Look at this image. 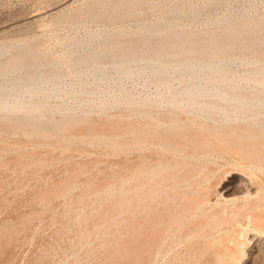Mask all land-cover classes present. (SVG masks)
Listing matches in <instances>:
<instances>
[{
    "label": "rangeland",
    "instance_id": "374dc122",
    "mask_svg": "<svg viewBox=\"0 0 264 264\" xmlns=\"http://www.w3.org/2000/svg\"><path fill=\"white\" fill-rule=\"evenodd\" d=\"M86 15L89 16L87 17ZM158 20L166 22V24H162V28L164 27V29H162L160 33L151 31V27L159 22ZM168 20L170 22H167ZM57 31L58 33H55ZM119 33L121 36L123 35V38L120 37ZM140 34H142V36ZM105 35L107 36L105 37ZM139 37H141L144 42H142ZM134 38L140 41H136ZM161 38L163 39L161 40ZM109 39H113L114 44L112 43L113 40L110 41ZM119 39L120 41L118 42ZM35 41H37V43ZM53 41L54 43H52ZM173 41L175 42L173 43ZM30 42H35L33 45H35L36 48L33 47ZM123 43H125L126 46ZM63 45L64 47H62ZM118 45L120 46L118 47ZM81 46L87 49L83 48L82 50ZM115 46L118 48H115ZM54 47H56V49ZM100 47L104 49L106 54L101 55L102 59L100 61L102 64L104 63L106 73L108 72L107 77L105 80H100L99 82V79H94V76L88 75V77H84L86 84L82 85L76 73L71 72L89 67L91 62H93L89 55L93 50L100 52ZM140 47L143 48L140 49ZM59 48L61 50H59ZM122 48L124 51H122ZM1 49L4 50L0 52V85H7L8 82L14 79L17 81L30 80L32 77L38 75H40V78L43 77L55 83L52 84L50 82L47 84L49 86L43 85L42 87H45L43 92L38 90L39 86L33 85L31 88L35 89V95H32V93L30 94V92H24L21 101L25 104L30 102L26 109H15L16 107L11 103V97H9V100L2 102V99L5 100L4 97L6 94L1 98L0 264H264V190H261L264 189V160H262L264 156V129H262L264 128V106L261 103H258V106L254 105L256 106L254 107L251 105L244 106L242 104L239 105L227 101H220L215 98L213 94H209L215 90H221L227 91L231 95H239V97L245 98L246 95V99L248 98L249 101H256V99L264 98V90L261 85V81L264 82V0H0V50ZM69 50L71 51L69 52ZM74 50H76V52ZM23 52L24 54H22ZM123 52L126 53V55ZM209 52L211 53L209 54ZM19 53L23 55L21 58L24 60H22L24 64L23 67H16L11 75L4 74L2 71L4 68H2L1 64L10 59L13 55ZM83 54L87 59L82 57ZM160 54L165 55L164 58H167L166 60L169 61L168 69H166L164 73H155L151 68L143 67L139 70L140 72L136 70L132 77H127L122 70L114 67L116 62L120 59H125V57L128 58L133 56L140 59L152 57L153 55V57H157L160 56ZM200 56L201 61L194 65L190 72H186L181 76L173 73L174 65L171 63L173 60L178 58L192 60L193 57L195 59ZM227 57L229 60H227ZM46 58L48 62L50 61V64H48ZM104 61H111L113 63L108 62L109 65L107 66V63ZM214 61H226V63H221L218 66V73L210 68V64ZM144 63V61H139L138 63H133L132 67L142 66ZM69 67H71V69ZM258 67L259 69L257 70ZM41 70H43V72ZM63 71L64 74H62ZM259 71L261 72L259 73ZM28 72L29 74H27ZM31 73L33 75H31ZM20 75L21 77L17 78ZM6 78L12 80L9 81ZM193 82L201 83L200 85L203 84L202 86L213 87L210 92L199 100H217L219 105L225 107L224 110H220L222 113L220 111H214L213 115L211 113L212 111H199V105L191 106L186 110H182V112L181 109L174 108L169 103L168 99L171 98L173 93ZM54 85L56 86V91L52 90ZM58 85L60 86L58 87ZM91 87L93 88V92ZM239 88H241V91ZM254 88L256 90H254ZM257 88L261 91H258ZM88 91L91 92L89 93ZM83 93H86V95ZM42 94L45 95L43 96ZM47 94H50V96H47ZM31 96H34V98ZM47 98L50 100L47 101ZM250 98L252 99L250 100ZM156 101L159 102L157 103ZM130 103L132 105H130ZM36 104L39 105L37 106ZM69 107L71 108L69 109ZM68 109L69 111H66ZM229 110H231V112ZM28 111L29 113H27ZM85 111L91 112L92 114L86 113ZM250 111H252V113H250ZM39 112H41V114ZM228 114L230 118L227 116ZM49 115L50 117H48ZM246 115L248 117H246ZM46 117L49 119L47 118L45 120ZM152 117H160L163 123L157 125ZM216 118L217 120L215 121ZM72 119L76 122H73ZM172 119L176 122H173ZM9 120L11 121L9 122ZM52 120H55V122ZM115 120L117 122L116 124ZM171 120L173 125H171ZM177 120L179 125L177 124ZM3 121H5V123ZM50 121L52 122L50 123ZM70 121L76 127H74ZM80 121H85V123ZM244 121L247 122V124ZM39 122L40 124H38ZM31 124L32 126H29ZM70 124L71 126L65 127ZM183 125H187L186 128H184L185 126ZM202 125L205 128H203ZM78 126L81 129H78ZM118 126L119 128H117ZM179 126L181 128H179ZM165 127H169L170 129L168 128L167 130ZM210 127L212 129H209ZM148 128L151 131H149ZM160 128L163 129L161 130ZM19 129L20 131H18ZM36 129L38 132L34 131ZM193 129H195V131ZM74 130L75 133L78 132L75 134ZM220 130H224L225 133H222ZM28 131L31 133L29 134ZM56 131L61 133L58 135ZM62 131L64 132L62 133ZM96 131L98 135H96ZM156 131L158 132L156 133ZM179 131L181 133H179ZM218 132L222 134H218ZM8 133L10 134L8 135ZM141 133L142 135L144 134V136H141ZM149 133L153 134L149 135ZM184 133H186V135ZM39 134L41 135L38 136ZM25 135H27V138ZM191 135L194 137H191ZM229 135L232 139L229 138ZM260 135L262 136L260 137ZM57 136L60 137L56 138ZM220 136L228 139V142ZM113 137L114 139H112ZM123 137L127 138L123 139ZM137 137L138 139L135 140ZM153 137L156 142L158 141L157 143L159 146L157 143H154ZM159 137H161V140ZM108 138H111V141ZM83 139L89 141L90 144ZM96 139H98V141ZM143 139L146 141V145L144 146L140 145V143L144 141ZM93 140H96V142ZM99 140L103 141L100 143ZM112 140L119 145L116 146ZM128 140L130 141L128 142ZM256 140L258 142H256ZM160 141L162 142L160 143ZM202 141L206 144H202ZM211 141L213 143H211ZM107 142L109 145H107ZM119 142H122L124 147H122L123 145ZM175 142L177 144H175ZM191 142L192 144H188ZM112 143H114V145ZM193 143L197 146H193ZM198 143L205 149L203 150L202 146L200 144L198 145ZM91 144L93 146H91ZM205 145L206 147L208 145L209 148H206ZM136 146L139 147L136 148ZM189 146L196 148L191 149ZM130 149H133L134 152ZM167 149H169L168 152ZM200 149L201 151H198ZM207 149H209L208 152ZM222 150H225V153ZM209 151H211V153ZM233 151H236L242 156H238L239 154ZM243 151L246 154H244ZM254 152L256 154L252 155ZM206 153L208 155H206ZM227 153H229V155ZM248 154L252 155L250 159ZM217 155L218 157H216ZM256 155H259V157ZM244 158L247 161H245ZM140 160L143 161L141 162ZM163 160L168 161L165 162ZM213 160L216 163L213 162ZM258 162H260V165ZM125 163L127 164L125 165ZM138 163L141 165H138ZM175 163H177V166ZM233 163L236 165H233ZM244 163H246V165ZM144 164H146V166ZM126 166L128 168H126ZM158 166L162 167L159 168ZM173 166H176V168ZM186 166H188L187 169ZM247 166H251L252 170L247 168ZM148 167L152 169H148ZM177 167H180V169ZM172 168L175 170V173H173ZM138 169L139 171L135 172V170ZM140 169L142 170L140 171ZM159 169L162 171H158ZM182 169L181 175L178 174ZM185 169L190 173H187ZM191 169H193V171H191ZM150 170H155L157 174L153 171L150 172ZM131 172L134 173V175ZM158 172L163 173L160 175ZM183 172L186 174H183ZM151 173H153V175ZM194 173H196V175ZM155 175L160 176H158V178ZM171 176L174 177V180ZM191 177L192 179H189ZM157 178L161 179V181ZM123 179L124 181L126 179V181H122ZM170 180L172 181L170 182ZM158 181L160 183H158ZM165 181V184H161V182ZM185 182L188 183L186 184ZM158 184L159 186L156 187ZM162 187H166L164 191ZM151 188H153V190ZM167 188L171 189L166 191ZM176 188L181 191H176ZM256 189L260 192L257 191V193ZM163 192L167 194H163ZM249 196L251 197L249 198ZM158 199H161L162 202ZM224 201H226V203ZM202 203L204 206H200L203 205ZM153 204L157 205L154 206ZM200 208H203V210ZM197 212H199V214H197ZM219 216L222 218H218L219 220L216 219ZM224 217L227 221L224 220ZM209 222L213 224H209ZM220 228L222 231H220ZM217 231H219V233H216ZM214 240H216V242Z\"/></svg>",
    "mask_w": 264,
    "mask_h": 264
},
{
    "label": "bare ground",
    "instance_id": "6f19581e",
    "mask_svg": "<svg viewBox=\"0 0 264 264\" xmlns=\"http://www.w3.org/2000/svg\"><path fill=\"white\" fill-rule=\"evenodd\" d=\"M212 1V0H211ZM114 2V1H113ZM161 2V1H160ZM179 2V1H178ZM214 2V1H213ZM82 4V3H81ZM95 4V3H94ZM143 4V3H142ZM93 5V4H92ZM175 5V4H174ZM100 6V5H99ZM98 6V7H99ZM144 7H145V5H144ZM166 7V6H165ZM81 8V7H80ZM156 8V7H155ZM115 9V8H114ZM144 9V8H143ZM194 9V8H193ZM79 10H81V9H79ZM95 10V9H94ZM93 10V11H94ZM174 10V9H173ZM158 11V10H157ZM170 11V10H169ZM175 11V10H174ZM179 11V10H178ZM190 11V10H189ZM41 12V11H40ZM182 12V11H181ZM94 13V12H93ZM138 14V13H137ZM87 16V15H86ZM89 16V15H88ZM87 16V17H88ZM167 16V15H166ZM58 17V16H57ZM83 17V16H82ZM86 17V18H87ZM165 17V16H164ZM62 18H63V16H62ZM106 18V17H105ZM136 18V17H135ZM166 19V18H165ZM164 19V20H165ZM168 19V18H167ZM39 20V19H38ZM176 20V19H175ZM44 21V20H43ZM79 21V20H78ZM87 21V20H86ZM92 21V20H91ZM90 21V22H91ZM94 21V20H93ZM159 21V20H158ZM66 22V21H65ZM72 22V21H71ZM84 22V21H83ZM104 22V21H103ZM167 22H170L169 20L167 21ZM244 22V21H243ZM249 22V21H248ZM80 23H81V21H80ZM86 23H88V22H86ZM85 23V24H86ZM92 23V22H91ZM38 24V23H37ZM49 24V23H48ZM162 24H166V22H164L163 20L161 21H159V22H157V23H155L152 27H151V31H153V32H159L160 33V31L162 30V29H164V27L162 28ZM168 24V23H167ZM172 24V23H171ZM178 24V23H177ZM245 24V23H244ZM46 25V24H45ZM44 25V26H45ZM50 25H51V23H50ZM104 25V24H103ZM169 25V24H168ZM167 25V26H168ZM49 26V25H48ZM53 26V25H52ZM173 26H175V25H173ZM50 27V26H49ZM54 27V26H53ZM56 27V26H55ZM43 28H45V27H43ZM150 28V27H149ZM171 28V27H170ZM141 29V28H140ZM147 29V28H146ZM173 29V28H172ZM57 30H58V28H57ZM46 31H48V30H46ZM122 31V30H121ZM140 31H142V30H140ZM162 32V31H161ZM232 32V31H231ZM235 32V31H234ZM55 33H58V31L57 32H55ZM112 33V32H111ZM115 33V32H114ZM171 33V32H170ZM173 33V32H172ZM175 33V32H174ZM186 33V32H185ZM184 33V34H185ZM120 34V33H119ZM137 34H139V33H137ZM146 34V33H145ZM156 34V33H155ZM179 34V33H178ZM50 35V34H49ZM61 35V34H60ZM141 36H142V34H140ZM176 35H177V33H176ZM194 35V34H193ZM245 35V34H244ZM57 36V35H56ZM107 35H105V37H106ZM117 36H118V34H117ZM116 36V37H117ZM123 36V35H122ZM121 36V34H120V37L121 38H123ZM145 36H147V35H145ZM162 36V35H161ZM163 36H165V35H163ZM178 36V35H177ZM113 37V36H112ZM112 37H110V38H112ZM119 37V38H120ZM154 37V36H153ZM160 37V36H159ZM202 37V36H201ZM54 38H55V36H54ZM63 38H65V37H63ZM114 38V37H113ZM120 38V39H121ZM140 39H141V37H139ZM149 38V37H148ZM168 38V37H167ZM170 38V37H169ZM57 39H58V37H57ZM59 39H61V38H59ZM72 39V38H71ZM71 39H70V41H71ZM101 39V38H100ZM107 39V38H106ZM118 39V38H117ZM117 39H115V40H117ZM120 39L118 40V42L120 41ZM125 39V38H124ZM135 39V38H134ZM138 39V38H137ZM158 39V38H157ZM156 39V40H157ZM163 38H161V40H162ZM165 39V38H164ZM34 40V39H33ZM35 40H37V39H35ZM73 40V39H72ZM102 40V39H101ZM110 40V39H109ZM111 40H113V39H111ZM110 40V41H111ZM136 40V39H135ZM142 40V39H141ZM150 40V39H149ZM26 41V40H25ZM28 41V40H27ZM46 41V40H45ZM49 41V40H48ZM59 41V40H58ZM63 41H64V39H63ZM126 41H127V39H126ZM136 41H140L139 39L138 40H136ZM158 41V40H157ZM17 42V41H16ZM36 43H37V41H35ZM34 42V43H35ZM40 42V41H39ZM105 42H106V40H105ZM114 42V40L112 41V43ZM123 42V41H122ZM133 42H135V41H133ZM132 42V43H133ZM142 42H144V40H142ZM149 42V41H148ZM175 41H173V43H174ZM31 43V45H33L34 43H32V42H30ZM52 43H54V41L52 42ZM56 43V42H55ZM62 43V42H61ZM103 43H104V41H103ZM146 43V42H145ZM150 43V42H149ZM148 43V44H149ZM162 43V42H161ZM28 44V43H27ZM39 44V43H38ZM64 44V43H63ZM101 44V43H100ZM106 44H109V43H106ZM114 44V43H113ZM124 45H125V43H123ZM62 45V44H61ZM65 45V44H64ZM64 45L62 46V47H64ZM80 45H81V43H80ZM120 45H121V43H120ZM120 45H118V47L120 46ZM133 45V44H132ZM142 45V44H141ZM140 45V46H141ZM146 45V44H145ZM27 46V45H26ZM44 46V45H43ZM42 46V47H43ZM52 46V45H51ZM79 46V45H78ZM105 46V45H104ZM126 46V45H125ZM135 46V45H134ZM133 46V47H134ZM11 47V46H10ZM33 47H35V45H33ZM46 47V46H45ZM49 47V46H48ZM82 47V46H81ZM88 47V46H87ZM117 46H115V48H116ZM117 47V48H118ZM129 47V46H128ZM127 47V48H128ZM132 47V48H133ZM143 47H144V45H143ZM143 47H140V49L141 48H143ZM241 47V46H240ZM36 48V47H35ZM55 49H56V47H54ZM83 48L84 47H82V50H83ZM101 48V47H100ZM110 48V47H109ZM123 48H124V46H123ZM122 48V49H123ZM126 48V49H127ZM130 48V47H129ZM147 48V47H146ZM8 49V48H7ZM9 49H11V48H9ZM18 49V48H17ZM51 49H52V47H51ZM84 49H87L86 47L84 48ZM94 49V48H93ZM92 49V50H93ZM111 49H112V47H111ZM139 49V48H138ZM4 50V49H3ZM3 50L1 49L0 50V52L2 51L3 52ZM15 50H16V48H15ZM21 50H23V49H21ZM21 50H20V53H21ZM44 50H46V49H44ZM59 50H61L60 48H59ZM80 50V49H79ZM101 51L99 52V51H92L91 52V54L89 55L90 56V59L93 61V62H91V64L89 65V67H87V68H85V69H82V70H77V71H74V72H71V73H76V75H77V77H78V79H79V81L81 82V84L82 85H85L86 84V81L84 80V77H88V75H92V76H94V79H99L98 81L100 82V80H105L106 79V77H107V73H106V71H105V66H104V63L102 64L101 63V55L102 54H105V51H104V49L103 48H101L100 49ZM116 50V49H115ZM133 50H134V48H133ZM42 51V50H41ZM55 51V50H54ZM58 51V50H57ZM67 51V50H66ZM71 50H69V52H70ZM75 52H76V50H74ZM89 51V50H88ZM91 51V50H90ZM121 51V50H120ZM122 51H124V49L122 50ZM143 51V50H142ZM148 51V50H147ZM157 51V50H156ZM17 52V51H16ZM18 52H19V50H18ZM24 52H26V51H24ZM24 52L22 53V54H24ZM49 52H50V50H49ZM208 52V51H207ZM16 54V55H11L12 57L10 58V59H8L7 61H5L3 64H1V66H2V68H4V69H2V71H3V73L4 74H10L11 75V73L15 70V68L16 67H18V66H20V67H23V59H21L22 57H23V55L22 54ZM62 53V52H61ZM116 53V52H115ZM117 53H118V51H117ZM124 53V52H123ZM153 53V52H152ZM160 53V52H159ZM162 53V52H161ZM204 53V52H203ZM211 52H209V54H210ZM1 54H3V53H1ZM6 54H7V51H6ZM11 54V53H10ZM14 54V53H13ZM29 54H30V52H29ZM34 54H35V52H34ZM42 54V53H41ZM52 54H53V52H52ZM67 54V53H66ZM86 54V53H85ZM88 54H89V52H88ZM109 54H110V52H109ZM108 54V55H109ZM125 55H126V53H124ZM194 54V53H193ZM32 55V54H31ZM64 55V54H63ZM68 55V54H67ZM76 55V54H75ZM80 55V54H79ZM106 55V54H105ZM142 55V54H141ZM146 55V54H145ZM150 55H151V53H150ZM191 55V54H190ZM196 55H198V54H196ZM7 56V55H6ZM38 56V55H37ZM40 56V55H39ZM74 56V55H73ZM154 56V55H153ZM148 57V58H137V57H128V58H126L125 57V59H120L118 62H116L115 63V66L114 67H117V68H119L120 70H122L124 73H125V75L127 76V77H132L133 75H134V73L136 72V70H141L143 67H145V68H151L155 73H164V71L166 70V69H168L167 67L169 66V61L168 60H166L165 58H164V56L165 55H163V54H160V56H157V57ZM170 56V55H169ZM174 56V55H173ZM176 56H177V54H176ZM192 56V55H191ZM213 56V55H212ZM1 57V56H0ZM53 57H54V55H53ZM65 57H66V55H65ZM75 57V56H74ZM81 57V56H80ZM83 58H85L84 57V54H83V56H82ZM88 57V56H87ZM140 57V56H139ZM167 57V56H166ZM214 57V56H213ZM251 57V56H250ZM263 57V56H262ZM29 58V57H28ZM40 58V57H39ZM49 58V57H48ZM177 58V57H176ZM215 58V57H214ZM224 58H225V56H224ZM240 58V57H239ZM255 58V57H254ZM264 58V57H263ZM7 59V58H6ZM47 59V58H46ZM51 59H53V58H51ZM61 59V58H60ZM63 59H64V57H63ZM71 59V58H70ZM75 59V58H74ZM85 59H87V58H85ZM193 59H194V57H193ZM189 60V59H181V58H178V59H176V60H173L171 63H173L172 65H174L173 66V73H175V74H177V75H179V76H181V75H184V73H186V72H190L191 70H192V68H193V66L194 65H196V64H198L200 61H201V56L200 57H198V58H195L194 60ZM221 59V58H220ZM236 59V58H235ZM242 59V58H241ZM23 60V61H22ZM30 60V59H29ZM65 60H67V59H65ZM214 60V59H213ZM227 60H229L228 59V57H227ZM232 60V59H231ZM237 60V59H236ZM257 60V59H256ZM258 60H259V58H258ZM46 61V60H45ZM57 61V60H56ZM76 61V60H75ZM86 61V60H85ZM139 61H144L145 63H144V65H142V66H134V67H132V64L133 63H138ZM242 61H244V60H242ZM47 62H48V59H47ZM46 62V63H47ZM63 62V61H62ZM67 62V61H66ZM66 62H64V63H66ZM69 62H71V61H69ZM77 62V61H76ZM79 62H81V61H79ZM104 62H106V61H104ZM109 62V61H108ZM108 62H106L107 63V66L109 65L108 64ZM111 62V61H110ZM109 62V63H110ZM205 62V61H204ZM226 63V61H217V62H212L211 64H210V68L212 69V70H215L216 72L219 70V68H218V66L221 64V63ZM249 62V61H248ZM257 62V61H256ZM2 63V62H1ZM25 63H26V61H25ZM45 63V64H46ZM61 63V62H60ZM59 63V64H60ZM74 63V62H73ZM105 63V64H106ZM111 63H113V62H111ZM48 64H50V61L48 62ZM52 64V63H51ZM54 64V63H53ZM83 64V63H82ZM81 64V65H82ZM86 64V63H85ZM207 64H209V63H207ZM233 64V63H232ZM251 64V63H250ZM26 65V64H25ZM43 65V64H42ZM66 65V64H65ZM76 65V64H75ZM79 65V64H78ZM80 65V66H81ZM141 65V64H140ZM50 66V65H49ZM69 66V65H68ZM27 67V66H26ZM33 67H34V65H33ZM37 67V66H36ZM42 67V66H41ZM40 67V68H41ZM45 67V66H44ZM51 67V66H50ZM53 67V66H52ZM54 67H55V65H54ZM57 67V66H56ZM75 67V66H74ZM85 67H86V65H85ZM262 67V66H261ZM31 68V67H30ZM38 68V67H37ZM39 68V69H40ZM43 68V67H42ZM46 68V67H45ZM59 68L61 69V67L59 66ZM58 68V69H59ZM68 68V67H67ZM70 69H71V67H69ZM84 68V67H83ZM137 68V69H136ZM223 68V67H222ZM264 68V67H263ZM22 69V68H21ZM20 69V70H21ZM52 69V68H51ZM108 69H110V68H108ZM254 69V68H253ZM259 69V67L257 68V70ZM17 70V69H16ZM36 70V69H35ZM48 70V69H47ZM46 70V71H47ZM69 70V69H68ZM264 70V69H263ZM28 71V70H27ZM42 72H43V70H41ZM44 71H45V69H44ZM53 71H54V69H53ZM72 71V70H71ZM210 71V70H209ZM32 72H33V70H32ZM140 72V71H139ZM151 72V71H150ZM226 72V71H225ZM261 71H259V73H260ZM45 73V72H44ZM50 73H52V72H50ZM55 73V72H54ZM68 73V72H67ZM218 73V72H217ZM13 74V73H12ZM19 74V73H18ZM27 74H29V72L27 73ZM49 74V73H48ZM53 74V73H52ZM51 74V75H52ZM61 74V73H60ZM62 74H64V71H63V73ZM62 74H61V76H62ZM191 74H193V73H191ZM212 74V73H211ZM225 74V73H224ZM26 75V74H25ZM24 75V76H25ZM31 75H33L32 73H31ZM30 75V76H31ZM35 75H36V73H35ZM47 75V74H46ZM50 75V76H51ZM73 75V74H72ZM189 75V74H188ZM214 75V74H213ZM14 76V75H13ZM12 76V77H13ZM15 76H16V74H15ZM256 76V75H255ZM21 77V75L19 76V77H17V78H20ZM46 77V76H45ZM64 77V76H63ZM1 78V77H0ZM10 78H11V76H10ZM9 78V79H10ZM14 78V77H13ZM24 78V77H23ZM43 78V77H42ZM42 78H40V75H38V76H36V77H32L30 80H19V81H17V80H13V81H11V80H9V79H7V80H9V81H11V82H8V84L7 85H0V102H1V98H3L4 97V95H5V97H4V99L5 100H3L2 99V102H4V101H6V100H9V97H11V103H13L14 104V106L16 107L15 109H26L27 108V105L30 103V102H28V104H25V103H23L22 101H21V99H22V94L24 93V92H30V94L32 93V95L34 94L35 95V89H33V88H31L33 85H37V86H39V89L38 90H40L41 92H43V90L45 89V87L43 88L42 86L43 85H47L48 83H52V81L51 80H47V79H42ZM51 78V77H50ZM58 78H59V76H58ZM69 78V77H68ZM71 78V77H70ZM73 78V77H72ZM75 78V77H74ZM171 78V77H170ZM169 78V79H170ZM178 78H180V77H178ZM177 78V79H178ZM245 78H247V77H245ZM255 78V77H254ZM263 78V77H262ZM5 79V78H4ZM25 79V78H24ZM66 79V78H65ZM77 79V78H76ZM174 79V78H173ZM211 79V78H210ZM219 79V78H218ZM249 79V78H248ZM257 79V78H256ZM60 80V79H59ZM172 80V79H171ZM180 80V79H179ZM215 80H216V78H215ZM224 80V79H223ZM5 81V80H4ZM158 81V80H157ZM169 81V80H168ZM206 81V80H205ZM249 81V80H248ZM252 81V80H251ZM97 82V81H96ZM6 83V82H5ZM55 83V82H54ZM54 83H52V84H54ZM78 83V82H77ZM88 83H91V82H88ZM159 83V82H158ZM254 83V82H253ZM95 84V83H94ZM93 84V85H94ZM201 84V83H200ZM198 82H193V83H191V84H189V85H187V86H184L183 88H181L180 90H176L177 92H175V93H173L172 94V96H171V98H167L168 99V101H169V103L174 107V108H178V109H181V111L182 110H186L187 108H190L191 106H195V105H199V107L198 108H200V110L199 111H203V112H208V111H212L211 113L214 115V111H216V112H218V111H220L221 109L222 110H224L225 109V107H222L221 105H219V102H217V100L216 101H211V100H199L200 98H202L203 96H205V94H207L208 92H210L211 91V89L213 88H211V87H209V86H202V85H200ZM219 84V83H218ZM56 85V84H55ZM54 85V87L52 88V90L53 91H56V86ZM61 85V84H60ZM60 85H58V87L60 86ZM89 85V84H88ZM97 85V84H96ZM261 85H262V89L264 90V82H262L261 81ZM47 86H49V85H47ZM78 86V85H77ZM90 86V85H89ZM158 86V85H157ZM94 87H95V85H94ZM256 88V87H255ZM254 88V90H256ZM260 88V87H259ZM78 89V88H77ZM81 89V88H80ZM93 88L91 87V90H92ZM217 89H219V88H217ZM223 89V88H222ZM240 89V91H241V88H239ZM258 89V88H257ZM88 90V89H87ZM215 90V89H214ZM263 90H262V92H263ZM58 91H59V89H58ZM230 91V90H229ZM237 91V90H236ZM258 91H261L260 89H258ZM47 92H48V90H47ZM51 92V91H50ZM63 92V91H62ZM89 92V91H88ZM91 92V91H90ZM89 92V93H90ZM92 92H93V90H92ZM243 92V91H242ZM61 93V92H60ZM94 93H96V92H94ZM241 93V92H240ZM256 93V92H255ZM41 94V93H40ZM65 94V93H64ZM84 95H86V93H83ZM93 94V93H92ZM209 94H213V96L215 97V98H217L218 100H222V101H227V102H231V103H234V104H242V105H244V106H248V105H251V106H254V105H257L258 106V103H261V104H263V106H264V98H261V99H256V101L254 100H252V101H249L248 100V98L246 99V95H245V98L244 97H239V95L238 96H236V95H231L229 92H227V91H221V90H215V91H213L212 93H209ZM238 94H239V92H238ZM27 95V94H26ZM37 95V94H36ZM43 96L45 95V94H42ZM81 95V94H80ZM244 95V94H243ZM47 96H50V94H47ZM92 96V95H91ZM209 96V95H208ZM241 96V95H240ZM249 96V95H248ZM24 97V96H23ZM32 98H34V96H31ZM30 97V98H31ZM62 97V96H61ZM68 97V96H67ZM80 97V96H79ZM162 97V96H161ZM257 97V96H256ZM256 97H254V98H256ZM258 97H260V96H258ZM263 97V96H262ZM52 98V97H51ZM58 98V97H57ZM69 98V97H68ZM75 98V97H74ZM90 98V97H89ZM160 98V97H159ZM206 98H207V96H206ZM209 98V97H208ZM212 98V97H211ZM26 99H27V97H26ZM37 99V98H36ZM56 99V98H55ZM71 99V98H70ZM77 99V98H76ZM88 99V98H87ZM94 99V98H93ZM252 98H250V100H251ZM28 100V99H27ZM42 100V99H41ZM45 100V99H44ZM43 100V101H44ZM48 100H50V99H48L47 98V101ZM80 100V99H79ZM90 100V99H89ZM148 100V99H147ZM151 100V99H150ZM30 101V100H29ZM35 101H37V100H35ZM40 101V100H39ZM74 101V100H73ZM124 101V100H123ZM132 101V100H131ZM137 101V100H136ZM25 102V101H24ZM34 102V101H33ZM64 102V101H63ZM118 102V101H117ZM120 102V101H119ZM133 102V101H132ZM135 102V101H134ZM141 102V101H140ZM145 102H146V100H145ZM157 103L159 102V101H156ZM46 103V102H45ZM57 103V102H56ZM55 103V104H56ZM61 103V102H60ZM168 103V102H167ZM2 104V103H1ZM34 104H35V102H34ZM42 104V103H41ZM142 104V103H141ZM6 105H7V103H6ZM37 105V104H36ZM39 105V104H38ZM37 105V106H38ZM60 105V104H59ZM106 105V104H105ZM108 105V104H107ZM130 105H132L131 103H130ZM164 105V104H163ZM1 106V105H0ZM4 106V105H3ZM56 106V105H55ZM109 106V105H108ZM124 106V105H123ZM147 106H148V104H147ZM150 106V105H149ZM232 106V105H231ZM238 106V105H237ZM262 106V107H263ZM41 107V106H40ZM39 107V108H40ZM85 107V106H84ZM117 107V106H116ZM162 107V106H161ZM167 107V106H166ZM239 107V106H238ZM254 107H256V106H254ZM29 108V107H28ZM35 108V107H34ZM43 108V107H42ZM51 108V107H50ZM71 107H69V109H70ZM78 108V107H77ZM81 108V107H80ZM83 108V107H82ZM111 108H112V106H111ZM152 108V107H151ZM158 108V107H157ZM168 108V107H167ZM195 108V107H194ZM261 108V107H260ZM8 109V108H7ZM36 109H38V108H36ZM53 109V108H52ZM69 109L68 110H66V111H69ZM73 109V108H72ZM247 109V108H246ZM258 109V108H257ZM6 110V109H5ZM11 110V109H10ZM44 110V109H43ZM65 110V109H64ZM106 110V109H105ZM114 110V109H113ZM119 110V109H118ZM122 110V109H121ZM134 110V109H133ZM153 110V109H152ZM167 110V109H166ZM169 110V109H168ZM248 110H250V109H248ZM18 111V110H17ZM35 111V110H34ZM39 111V110H38ZM71 111V110H70ZM97 111V110H96ZM95 111V112H96ZM129 111V110H128ZM144 111H145V109H144ZM151 111V110H150ZM149 111V112H150ZM170 111V110H169ZM168 111V112H169ZM192 111V110H191ZM226 111V110H225ZM230 112H231V110H229ZM228 111V112H229ZM239 111V110H238ZM4 112V111H3ZM9 112V111H8ZM45 112V111H44ZM55 112V111H54ZM65 112V111H64ZM73 112H74V110H73ZM83 112V111H82ZM86 112V111H85ZM94 112V113H95ZM100 112V111H99ZM108 112V111H107ZM137 112V111H136ZM146 112V111H145ZM171 112V111H170ZM169 112V113H170ZM180 112V111H179ZM183 112V111H182ZM186 112V111H185ZM215 112V113H216ZM221 112V111H220ZM224 112V111H223ZM241 112V111H240ZM27 113H29V111L27 112ZM40 114H41V112H39ZM38 113V114H39ZM48 113V112H47ZM86 113H89V112H86ZM91 113V112H90ZM89 113V114H90ZM106 113V112H105ZM121 113H123V112H121ZM158 113H160V112H158ZM162 113V112H161ZM187 113V112H186ZM190 113H193V112H190ZM197 113L199 114V112L197 111ZM202 113V112H201ZM222 113V112H221ZM233 113H234V111H233ZM244 113V112H243ZM250 113H252V111H250ZM256 113V112H255ZM15 114V113H14ZM39 114V115H40ZM44 114V113H43ZM48 114H50V113H48ZM53 114V113H52ZM51 114V115H52ZM67 114V113H66ZM77 114V113H76ZM92 114V113H91ZM103 114H104V112H103ZM110 114V113H109ZM113 114V113H112ZM115 114V113H114ZM154 114V113H153ZM156 114H157V112H156ZM173 114H174V112H173ZM179 114V113H178ZM208 114V113H207ZM211 114V115H212ZM258 114V113H257ZM24 115H25V113H24ZM29 115V114H28ZM46 115V114H45ZM58 115V114H57ZM77 115H80L79 113L77 114ZM118 115V114H117ZM158 115V114H157ZM163 115V114H162ZM180 115V114H179ZM225 115H226V113H225ZM233 115H235V114H233ZM243 115V114H242ZM245 115V114H244ZM262 115V114H261ZM34 116V115H33ZM43 116V115H42ZM65 116V115H64ZM67 116V115H66ZM72 116V115H71ZM70 116V117H71ZM76 116V115H75ZM86 116V115H85ZM107 116V115H106ZM142 116V115H141ZM168 116V115H167ZM172 116V115H171ZM174 116V115H173ZM203 116V115H202ZM206 116V115H205ZM228 117H229V114L227 115ZM236 116V115H235ZM240 116V115H239ZM24 117V116H23ZM27 117H29V116H27ZM48 117H50V115L48 116ZM48 117H46L45 118V120L48 118ZM53 117V116H52ZM56 117V116H55ZM63 117V116H62ZM74 117V116H73ZM87 117V116H86ZM110 117V116H109ZM114 117V116H113ZM118 117V116H117ZM125 117V116H124ZM138 117V116H137ZM143 117V116H142ZM145 117H146V115H145ZM169 117V116H168ZM178 117V116H177ZM200 117V116H199ZM246 117H248L247 115H246ZM253 117V116H252ZM255 117V116H254ZM261 117V116H260ZM36 118V117H35ZM34 118V119H35ZM80 118H81V116H80ZM83 118V117H82ZM100 118V117H99ZM115 118V117H114ZM119 118V117H118ZM133 118V117H132ZM155 121H156V124L157 125H159V124H162L163 122L160 120V117L159 118H157V117H152ZM163 118V117H162ZM179 118V117H178ZM198 118V117H197ZM207 118H208V116H207ZM213 118H215V117H213ZM230 118V117H229ZM240 118H241V116H240ZM242 118H243V116H242ZM251 118V117H250ZM28 119H30V118H28ZM39 119H40V116H39ZM49 119V118H48ZM53 119H54V117H53ZM71 119V118H70ZM75 119V118H74ZM87 119V118H86ZM91 119H94V118H91ZM96 119V118H95ZM134 119V118H133ZM137 119V118H136ZM147 119V118H146ZM164 119V118H163ZM167 119V118H166ZM204 119H205V117H204ZM209 119H210V117H209ZM232 119V118H231ZM238 119V118H237ZM258 119V118H257ZM43 120H44V118H43ZM59 120V119H58ZM75 120H77V119H75ZM74 120V121H75ZM81 120H83V119H81ZM112 120V119H111ZM132 120V119H131ZM173 120V122L175 121L174 119H172ZM172 120H171V123H172ZM180 120V119H179ZM182 120V119H181ZM187 120H188V118H187ZM186 120V121H187ZM217 120V118L215 119V121ZM259 120H261V119H259ZM258 120V121H259ZM11 120H9V122H10ZM14 121V120H13ZM52 121H54L55 122V120H52ZM52 121H50V123L52 122ZM57 121V120H56ZM72 121H73V119H72ZM73 121V122H74ZM90 121H92V120H90ZM112 121H114V120H112ZM124 121V120H123ZM122 121V122H123ZM140 121V120H139ZM165 121V120H164ZM192 121V120H191ZM214 121V120H213ZM220 121V120H219ZM254 121H256V120H254ZM257 121V122H258ZM4 123H5V121H3ZM21 122V121H20ZM60 122V121H59ZM64 122V121H63ZM68 122V121H67ZM71 122V121H70ZM76 122V121H75ZM80 122H82V123H85V121H80ZM99 122V121H98ZM104 122V121H103ZM111 122V121H110ZM119 122H120V120H119ZM133 122V121H132ZM142 122V121H141ZM147 122V121H146ZM146 122H144V123H146ZM154 122V121H153ZM169 122H170V118H169ZM176 122V121H175ZM180 122V121H179ZM182 122V121H181ZM189 122V121H188ZM232 122V121H231ZM238 122H240V121H238ZM245 122V121H244ZM261 122V121H260ZM263 122V121H262ZM57 123V122H56ZM62 123V122H61ZM65 123V122H64ZM72 123V122H71ZM88 123H89V121H88ZM87 123V124H88ZM105 123V122H104ZM117 122H116V120H115V124H116ZM134 123V122H133ZM137 123V122H136ZM167 123V122H166ZM191 123V122H190ZM194 123V122H193ZM204 123H206V122H204ZM235 123H237V122H235ZM246 124H247V122H245ZM35 124V123H34ZM38 124H40V122L38 123ZM73 124V123H72ZM90 124V123H89ZM93 124H94V122H93ZM106 124V123H105ZM126 124V123H125ZM131 124V123H130ZM151 124V123H150ZM153 124V123H152ZM177 124H178V120H177ZM176 124V125H177ZM185 124V123H184ZM207 124V123H206ZM209 124V123H208ZM213 124V123H212ZM226 124V123H225ZM42 125V124H41ZM107 125V124H106ZM113 125V124H112ZM156 125V126H157ZM171 125H173V123L171 124ZM171 125H169V126H171ZM179 125V124H178ZM240 125V124H239ZM1 126V125H0ZM16 126V125H15ZM19 126V125H18ZM29 126H32V124L31 125H29ZM39 126V125H38ZM44 126H45V123H44ZM68 126H71V124L70 125H67V126H65V127H68ZM73 126H74V124H73ZM97 126H98V124H97ZM101 126V125H100ZM121 126V125H120ZM126 126H127V124H126ZM136 126V125H135ZM139 126V125H138ZM162 126V125H161ZM183 126H185V125H183ZM187 126V125H186ZM186 126L184 127V128H186ZM190 126V125H189ZM209 126H211V125H209ZM229 126V125H228ZM231 126H232V124H231ZM258 126V125H257ZM261 126V125H260ZM263 126V125H262ZM12 127V126H11ZM20 127V126H19ZM74 127H76V126H74ZM79 127V126H78ZM86 127V126H85ZM84 127V128H85ZM88 127V126H87ZM91 127V126H90ZM96 127V126H95ZM99 127V126H98ZM103 127V126H102ZM113 127V126H112ZM131 127V126H130ZM162 127H164V126H162ZM202 127H203V125H202ZM212 127V126H211ZM209 128V129H212V128ZM217 127V126H216ZM225 127H227V126H225ZM4 128H6V127H4ZM71 128V127H70ZM73 128V127H72ZM89 128V127H88ZM107 128V127H106ZM117 128H119V126L117 127ZM142 128V127H141ZM150 128V127H149ZM149 128H148V130H149ZM156 128V127H155ZM158 128V127H157ZM165 128H167V130H168V128L169 127H165ZM176 128V127H175ZM179 128H181L180 126H179ZM179 128H178V130H179ZM199 128V127H198ZM203 128H205V127H203ZM203 128H202V130H203ZM219 128H221V127H219ZM232 128V127H231ZM249 128V127H248ZM8 129V128H7ZM64 129V128H63ZM67 129V128H66ZM73 129H75V128H73ZM78 129H81L80 127L78 128ZM83 129V128H82ZM93 129V128H92ZM114 129V128H113ZM122 129V128H121ZM120 129V130H121ZM127 129H129V128H127ZM131 129V128H130ZM161 130L163 129V128H160ZM170 129V128H169ZM173 129V128H172ZM217 129V128H216ZM236 129V128H235ZM261 129V128H260ZM259 129V130H260ZM262 129H264V128H262ZM261 129V130H262ZM33 130V129H32ZM40 130V129H39ZM71 130V129H70ZM75 130H77V129H75ZM75 130H74V133H75ZM89 130V129H88ZM97 130V129H96ZM104 130V129H103ZM117 130V129H116ZM125 130V129H124ZM147 130V129H146ZM166 130V131H167ZM174 130V129H173ZM194 131H195V129H193ZM255 130V129H254ZM258 130V129H257ZM17 131V130H16ZM18 131H20V129L18 130ZM34 131H36V132H38V130L36 129V130H34ZM33 131V132H34ZM41 131V130H40ZM40 131H39V133H40ZM65 131V130H64ZM64 131H62V133L64 132ZM73 131V130H72ZM89 131H92L91 129L89 130ZM106 131V130H105ZM114 131V130H113ZM133 131H135V130H133ZM149 131H151V130H149ZM165 131V130H164ZM171 131V130H170ZM175 131V130H174ZM188 131H190V130H188ZM210 131V130H209ZM218 131V130H217ZM220 131H222V130H220ZM9 132V131H8ZM25 132V131H24ZM29 132V131H28ZM42 132V131H41ZM57 133H58V135L61 133V132H58V131H56ZM78 132V131H77ZM76 132V133H77ZM86 132V131H85ZM101 132V131H100ZM115 132V131H114ZM118 132V131H117ZM116 132V133H117ZM122 132V131H121ZM147 132V131H146ZM153 132V131H152ZM158 131H156V133H157ZM178 132V131H177ZM200 132V131H199ZM204 132V131H203ZM208 132V131H207ZM211 132V131H210ZM215 132H216V130H215ZM225 133V131L223 130L222 131V133ZM3 133H5V132H3ZM2 133V134H3ZM7 133V132H6ZM31 132H29V134H30ZM75 133V134H76ZM96 133H97V131H96ZM103 133H105V132H103ZM125 133V132H124ZM123 133V134H124ZM160 133V132H159ZM175 133V132H174ZM179 133H181L180 131H179ZM178 133V134H179ZM196 133V132H195ZM201 133V132H200ZM204 133H206V132H204ZM209 133V132H208ZM213 133H214V130H213ZM217 133V132H216ZM222 133H219L218 132V134H222ZM228 133V132H227ZM235 133V132H234ZM264 133V132H263ZM1 134V135H2ZM10 133H8V135H9ZM14 134V133H13ZM12 134V135H13ZM28 134V135H29ZM42 134V133H41ZM41 134H39L38 136H40ZM46 134V133H45ZM52 134V133H51ZM56 134V133H55ZM65 134V133H64ZM71 134H72V132H71ZM83 134V133H82ZM93 134V133H92ZM100 134V133H99ZM109 134V133H108ZM122 134V135H123ZM151 134H153V133H151ZM150 133H149V135H151ZM165 134H167V133H165ZM176 134V133H175ZM185 135H186V133H184ZM183 134V135H184ZM187 134H188V132H187ZM203 134V133H202ZM209 134H211V133H209ZM218 134H216V135H218ZM228 134H230V133H228ZM239 134V133H238ZM241 134V133H240ZM251 134V133H250ZM255 134V133H254ZM258 134V133H257ZM260 134V133H259ZM8 135H7V137H8ZM34 135H35V133H34ZM49 136H51L50 134H48ZM62 135V134H61ZM96 135H98V133L96 134ZM118 135V134H117ZM139 135V134H138ZM159 135V134H158ZM158 135H157V137H158ZM172 135H173V133H172ZM180 135V134H179ZM190 135V134H189ZM196 135V134H195ZM212 135V134H211ZM214 135V134H213ZM232 135V134H231ZM3 136V135H2ZM11 136V135H10ZM21 136V135H20ZM26 136V138H27V135H25ZM24 136V137H25ZM30 136V135H29ZM45 136V135H44ZM46 136H47V134H46ZM64 136V135H63ZM68 136V135H67ZM87 136H89V135H87ZM94 136V135H93ZM125 136H126V133H125ZM129 136V135H128ZM132 136H133V134H132ZM141 136H144V134L142 135V133H141ZM141 136H140V138H141ZM167 136V135H166ZM201 136V135H200ZM230 136V135H229ZM238 136V135H237ZM254 136V135H253ZM259 136V135H258ZM262 135H260V137H261ZM264 136V135H263ZM54 137H55V135H54ZM58 137H60V136H57L56 138H58ZM62 137V136H61ZM100 137H102V136H100ZM147 137V136H146ZM155 137V136H154ZM154 137H153V140H154ZM171 137V136H170ZM174 137H175V135H174ZM191 137H194V136H192L191 135ZM199 137V136H198ZM208 137V136H207ZM213 137V136H212ZM211 137V138H212ZM221 137V136H220ZM223 137V136H222ZM221 137V138H222ZM228 137V136H227ZM235 137V136H234ZM29 138V137H28ZM68 138V137H67ZM66 138V139H67ZM79 138V137H78ZM82 138V137H81ZM92 138V137H91ZM94 138V137H93ZM117 138V137H116ZM119 138V137H118ZM121 138V137H120ZM125 138H127V137H125ZM124 137H123V139H125ZM132 138V137H131ZM160 138V140H161V137H159ZM165 138H167V137H165ZM164 138V139H165ZM172 138V137H171ZM179 138V137H178ZM185 138V137H184ZM189 138V137H188ZM196 138V137H195ZM206 138V137H205ZM217 138V137H216ZM215 138V139H216ZM230 139H232V137L230 136L229 137ZM242 138V137H241ZM245 138V137H244ZM247 138V137H246ZM248 138H250V137H248ZM259 138V137H258ZM21 139V138H20ZM30 139V138H29ZM33 139H34V137H33ZM53 139V138H52ZM64 139V138H63ZM100 139V138H99ZM105 139V138H104ZM103 139V140H104ZM109 139V138H108ZM111 139V138H110ZM109 139V140H110ZM112 139H114V137L112 138ZM133 139H134V136H133ZM136 139H138V137L137 138H135V140ZM147 139V138H146ZM156 139V138H155ZM174 139V138H173ZM180 139H181V137H180ZM223 139H225V141L227 140V142H228V139H226V138H224L223 137ZM235 139V138H234ZM30 140H32V139H30ZM59 140V139H58ZM68 140V139H67ZM79 140V139H78ZM83 140H85L86 141V139H83ZM97 141H98V139H96ZM96 140L94 141V142H96ZM103 140H99V142L101 143V141H103ZM108 140V141H109ZM116 140H118V139H116ZM140 140V139H139ZM144 140V139H143ZM158 140V139H157ZM163 140V139H162ZM166 140H168V139H166ZM172 140V139H171ZM175 140H177V139H175ZM182 140V139H181ZM180 140V141H181ZM190 140V139H189ZM202 140H204V139H202ZM213 140V139H212ZM221 140V139H220ZM252 140V139H251ZM57 141V140H56ZM71 141H72V139H71ZM92 141V142H93ZM111 141V140H110ZM119 141H121V140H119ZM130 140H128V142H129ZM132 141V140H131ZM134 141V140H133ZM155 141V140H154ZM200 141H201V139H200ZM205 141V140H204ZM206 141H207V139H206ZM222 141V140H221ZM230 141V140H229ZM245 141V140H244ZM253 141V140H252ZM46 142V141H45ZM68 142V141H67ZM86 142H89V141H86ZM112 142H114V140H112ZM148 142V141H147ZM158 142V141H157ZM156 141L154 142L155 144L157 143ZM162 141H160V143H161ZM172 142H174V141H172ZM184 142H187V141H184ZM190 142V141H189ZM198 142V141H197ZM196 142V143H197ZM203 142V141H202ZM234 142H236V141H234ZM233 142V143H234ZM240 142H241V140H240ZM243 142V141H242ZM247 142V141H246ZM256 142H258L257 140H256ZM260 142V141H259ZM263 142V141H262ZM56 143H58V142H56ZM61 143H63V142H61ZM64 143H66V142H64ZM99 143V144H100ZM103 143H105V142H103ZM108 143V142H107ZM111 143V142H110ZM115 143V142H114ZM114 143H112L113 145H114ZM119 143H121V145H123L122 147H124V144H122V142H119ZM135 143V142H134ZM136 143H137V141H136ZM140 143V142H139ZM138 143V144H139ZM150 143V142H149ZM152 143V142H151ZM154 143H152L153 145H155ZM164 143V142H163ZM167 143V142H166ZM210 143V142H209ZM208 143V144H209ZM211 143H213L212 141H211ZM222 143V142H221ZM232 143V142H231ZM231 143H228V144H231ZM237 144H239L238 142H236ZM261 143V142H260ZM87 144V143H86ZM89 144H90V142H89ZM111 144V145H112ZM116 144V143H115ZM131 144V143H130ZM174 144V143H173ZM175 144H177L176 142H175ZM184 144V143H183ZM188 144H192V142L191 143H188ZM195 143H193V146H197V145H194ZM200 143H198V145H199ZM202 144H206V143H202ZM223 144V143H222ZM226 144V143H225ZM243 144H244V142H243ZM247 144V143H246ZM263 144V143H262ZM73 145H74V143H73ZM107 145H109V143L107 144ZM119 145V144H118ZM117 144H116V146H118ZM126 145H128V144H126ZM135 145H137V144H135ZM134 145V146H135ZM140 145H146V141L144 140V141H142L141 143H140ZM157 145H158V143H157ZM163 145V144H162ZM169 145H170V143H169ZM169 145H168V147H169ZM187 145V144H186ZM201 145V144H200ZM213 145V144H212ZM215 145V144H214ZM227 145V144H226ZM69 146V145H68ZM86 146V145H85ZM91 146H93L92 144H91ZM98 146V145H97ZM116 146H115V148H116ZM133 146V145H132ZM156 146V145H155ZM159 146V145H158ZM172 146H174V145H172ZM185 146V145H184ZM192 146V145H191ZM191 146H189V148H191V149H194V148H196V147H191ZM202 146V145H201ZM221 146V145H220ZM239 146V145H238ZM256 146V145H255ZM264 146V145H263ZM16 147V146H15ZM42 147V146H41ZM71 147V146H70ZM111 147H113V146H111ZM119 147H121V146H119ZM121 147V148H122ZM139 147V146H138ZM137 146H136V148H138ZM149 147V146H148ZM157 147V146H156ZM200 147V146H199ZM205 147H206V145H205ZM207 147H208V145H207ZM206 147V148H207ZM211 147V146H210ZM212 147H214V146H212ZM218 147V146H217ZM226 147V146H225ZM118 148V147H117ZM121 148H120V150H121ZM145 148V147H144ZM170 148H172V147H170ZM174 148V147H173ZM176 148V147H175ZM178 148H180V147H178ZM184 148V147H183ZM201 148V147H200ZM209 148V147H208ZM215 148V147H214ZM213 148V149H214ZM236 148V147H235ZM1 149V148H0ZM119 149V148H118ZM123 149V148H122ZM181 149V148H180ZM185 149V148H184ZM186 149H188V148H186ZM199 149V148H198ZM202 149H203V146H202ZM205 149V148H204ZM203 149V150H204ZM211 149V148H210ZM119 150V151H120ZM131 150V149H130ZM151 150H152V147H151ZM155 150V149H154ZM168 150L169 149H167V152H168ZM197 150V149H196ZM208 150L209 149H207V152H208ZM237 150V149H236ZM122 151V150H121ZM124 151V150H123ZM129 151V150H128ZM128 151H126V152H128ZM132 152H134V150L132 149L131 150ZM130 151V152H131ZM136 151H137V149H136ZM141 151V150H140ZM148 151H150V150H148ZM158 151V150H157ZM174 151V150H173ZM185 151H187V150H185ZM198 151H201V149L200 150H198ZM212 151V150H211ZM211 151H209L210 153H211ZM215 151V150H214ZM223 151V150H222ZM225 151V150H224ZM223 151V152H224ZM229 151H231V150H229ZM248 151V150H247ZM249 151H252V150H249ZM118 152V151H117ZM125 152V153H126ZM166 152V153H167ZM176 153H178L177 151H175ZM195 152V151H194ZM203 152V151H202ZM216 152V151H215ZM233 152H235V153H237L236 151H233ZM258 152H259V149H258ZM138 153H140V152H138ZM170 153V152H169ZM180 153V152H179ZM199 153V152H198ZM197 153V154H198ZM217 153V152H216ZM225 153V152H224ZM241 153V152H240ZM243 153H244V151H243ZM123 154V153H122ZM145 154V153H144ZM156 154H157V152H156ZM168 154V153H167ZM173 154V153H172ZM220 154H222V153H220ZM228 155H229V153H227ZM231 154V153H230ZM234 154V153H233ZM237 154H239V153H237ZM237 154H235V155H237ZM244 154H246V153H244ZM250 154H251V152H250ZM250 154H248L249 156V159H250V157L254 154H256L255 152L254 153H252V155H250ZM259 154V153H258ZM25 155V154H24ZM129 155V154H128ZM142 155V154H141ZM140 155V156H141ZM146 155V154H145ZM158 155H160V154H158ZM174 155V154H173ZM175 155H177V154H175ZM179 155V154H178ZM201 155H203V154H201ZM206 155H208L207 153H206ZM210 155V154H209ZM218 155H219V153H218ZM218 155L216 156V157H218ZM137 156V155H136ZM139 156V157H140ZM152 156V155H151ZM180 156V155H179ZM188 156V155H187ZM190 156V155H189ZM192 156V155H191ZM199 156H200V154H199ZM222 156H224V155H222ZM238 156H242V155H238ZM244 156H246V155H244ZM256 156H258L259 157V155H256ZM262 156H263V154H262ZM76 157V156H75ZM138 157V156H137ZM181 157V156H180ZM183 157V156H182ZM194 157V156H193ZM221 157V156H220ZM225 157V156H224ZM232 157V156H231ZM247 157V158H248ZM142 158V157H141ZM152 158H153V156H152ZM167 158V157H166ZM174 158V157H173ZM172 158V159H173ZM191 158V157H190ZM213 158H214V156H213ZM233 158V157H232ZM257 158V157H256ZM261 158V157H260ZM160 159V158H159ZM165 159V158H164ZM245 159V158H244ZM125 160V159H124ZM129 160V159H128ZM131 160V159H130ZM146 160V159H145ZM154 160V159H153ZM178 160V159H177ZM185 160V159H184ZM192 160H194V159H192ZM209 160V159H208ZM239 160V159H238ZM252 160V159H251ZM251 160H250V162H251ZM254 160H255V158H254ZM258 160H260V159H258ZM262 160H264V156H263V159ZM32 161V160H31ZM141 161V160H140ZM143 161V160H142ZM141 161V162H142ZM148 161V160H147ZM146 161V162H147ZM156 161V160H155ZM163 161H165V160H163ZM166 161H168V160H166ZM165 161V162H166ZM183 161V160H182ZM186 161V160H185ZM212 161V160H211ZM226 161V160H225ZM245 161H247L246 159H245ZM261 161V160H260ZM128 162H130V161H128ZM138 162V161H137ZM140 162V163H141ZM148 162H151V161H148ZM198 162V161H197ZM204 162V161H203ZM209 162V161H208ZM213 162H215L214 160H213ZM241 162V161H240ZM257 162V161H256ZM140 163H138V165H141ZM172 163V162H171ZM178 163V162H177ZM177 163H175V165L177 164ZM183 163V162H182ZM193 163V162H192ZM207 163V162H206ZM216 163V162H215ZM217 163H219V162H217ZM226 163V162H225ZM248 163H249V161H248ZM127 163H125V165H126ZM150 164V163H149ZM152 164H153V162H152ZM162 164H163V162H162ZM161 164V165H162ZM165 164V163H164ZM169 164V163H168ZM187 164V163H186ZM223 164V163H222ZM227 164V163H226ZM235 163H233V165H234ZM238 164V163H237ZM245 165H246V163H244ZM258 164L260 165V162H258ZM122 165H123V163H122ZM129 165V164H128ZM134 165V164H133ZM145 166H146V164H144ZM155 165V164H154ZM183 165V164H182ZM181 165V166H182ZM203 165V164H202ZM228 165V164H227ZM236 165V164H235ZM248 165V164H247ZM252 165V164H251ZM70 166V165H69ZM170 166V165H169ZM177 166V165H176ZM176 166H173V167H175L176 168ZM190 166H192V165H190ZM196 166V165H195ZM243 166V165H242ZM261 166H263V165H261ZM124 167V166H123ZM141 167V166H140ZM152 167V166H151ZM151 167H148V169L149 168H151ZM159 167V166H158ZM162 167V166H161ZM161 167H159V168H161ZM164 167H165V165H164ZM172 167V166H171ZM184 167H185V165H184ZM202 167V166H201ZM200 167V168H201ZM209 167V166H208ZM221 167V166H220ZM224 167V166H223ZM33 168V167H32ZM125 168V167H124ZM126 168H128L127 166H126ZM147 168V167H146ZM170 168V167H169ZM177 168H179L180 169V167H177ZM182 168V167H181ZM188 168V166H186V169ZM197 168V167H196ZM195 168V169H196ZM213 168V167H212ZM235 168H236V166H235ZM238 168V167H237ZM247 168H249V169H251L252 170V167L251 166H247ZM262 168V167H261ZM136 169V168H135ZM145 169V168H144ZM152 169V168H151ZM154 169V168H153ZM164 169V168H163ZM167 169V168H166ZM173 169V168H172ZM185 169V170H186ZM190 169V168H189ZM193 169H194V167H193ZM193 169H191V171H193ZM198 169V168H197ZM207 169V168H206ZM259 169V168H258ZM80 170V169H79ZM142 169H140V171H141ZM157 170V169H156ZM169 170V169H168ZM184 170V171H185ZM200 170V169H199ZM198 170V171H199ZM220 170V169H219ZM238 170V169H237ZM243 170V169H242ZM32 171V170H31ZM123 171V170H122ZM127 171V170H126ZM130 171V170H129ZM139 171V169L138 170H135V172H138ZM145 171H147V170H145ZM153 171V170H152ZM151 170H150V172H152ZM158 171H162V170H158ZM175 170L173 169V173H175L174 172ZM179 171V170H178ZM181 171H183V169L182 170H180V173H178V174H180L181 175ZM187 171V170H186ZM185 171V172H186ZM195 171V170H194ZM208 171V170H207ZM255 171V170H254ZM128 172V171H127ZM144 172V171H143ZM153 172H155V170L153 171ZM166 172V171H165ZM177 172V171H176ZM189 171H187V173H188ZM196 172V171H195ZM203 172H204V170H203ZM212 172V171H211ZM263 172V171H262ZM132 173V172H131ZM148 173V172H147ZM156 173V172H155ZM159 173V172H158ZM161 173H163V172H161ZM161 173H159L160 175H161ZM170 173H171V171H170ZM190 173V172H189ZM197 173V172H196ZM196 173H194L195 175H196ZM198 173H200V172H198ZM201 173H202V170H201ZM207 173V172H206ZM255 173V172H254ZM133 175H134V173H132ZM152 175H153V173H151ZM157 174V173H156ZM183 174H186V173H184L183 172ZM192 174V173H191ZM215 174V173H214ZM252 174H253V172H252ZM256 174V173H255ZM140 175V174H139ZM147 175V174H146ZM160 175H158V176H160ZM164 175V174H163ZM166 175V174H165ZM188 175V174H187ZM213 175V174H212ZM156 176V175H155ZM152 176V177H154V178H156V177H158V176ZM169 176H170V174H169ZM173 176H175V175H173ZM173 176H171V178L173 177ZM179 176V175H178ZM177 176V177H178ZM189 176V175H188ZM187 176V177H188ZM191 176V175H190ZM249 176V175H248ZM114 177V176H113ZM135 177V176H134ZM136 177H137V174H136ZM145 177H148V176H145ZM166 177V176H165ZM180 177V176H179ZM182 177V176H181ZM259 177V176H258ZM31 178H32V176H31ZM75 178H76V176H75ZM159 178V177H158ZM157 178V179H158ZM167 178V177H166ZM193 178H194V176H193ZM219 178V177H218ZM127 179V178H126ZM126 179H125V181H126ZM137 179V178H136ZM144 179V178H143ZM147 179V178H146ZM150 179V178H149ZM169 179H170V177H169ZM176 179V178H175ZM187 179V178H186ZM189 179H192V177L191 178H189ZM253 179V178H252ZM255 179V178H254ZM114 180V179H113ZM128 180H130V179H128ZM134 180V179H133ZM139 180V179H138ZM138 180H135V181H138ZM153 180V179H152ZM159 181H161V179H158ZM164 180V179H163ZM168 180V179H167ZM166 180V181H167ZM173 180H174V177H173ZM181 180H182V178H181ZM183 180H184V178H183ZM197 180V179H196ZM264 180V179H263ZM29 181V180H28ZM77 181V180H76ZM122 181H124V179L122 180ZM124 181V182H125ZM132 181V180H131ZM158 181V183H160ZM166 181L165 182H161V184L162 183H166ZM172 180H170V182H171ZM178 181V180H177ZM179 181H180V178H179ZM185 181V180H184ZM246 181V180H245ZM249 181V180H248ZM255 181V180H254ZM7 182V181H6ZM118 182V181H117ZM143 182V181H142ZM153 182V181H152ZM59 183V182H58ZM150 183V182H149ZM155 183V182H154ZM154 183H153V185H154ZM182 183V182H181ZM180 183V184H181ZM186 183V182H185ZM188 183V182H187ZM186 183V184H187ZM243 183H245V182H243ZM13 184V183H12ZM122 184V183H121ZM127 184V183H126ZM172 184V183H171ZM185 184V185H186ZM241 184V183H240ZM255 184H256V182H255ZM123 185V184H122ZM168 185V184H167ZM170 185V184H169ZM182 185V184H181ZM258 185V184H257ZM124 186H125V183H124ZM144 186V185H143ZM150 186H151V184H150ZM157 186H159V184L158 185H156V187ZM161 186V185H160ZM176 186V185H175ZM175 186H174V188H175ZM252 186V185H251ZM59 187V186H58ZM122 187V186H121ZM146 187V186H145ZM167 187V186H166ZM166 187H162L163 188V191H164V188H166ZM182 187H184V186H182ZM248 187V186H247ZM64 188V187H63ZM76 188V187H75ZM113 188H114V186H113ZM144 188V187H143ZM185 188H187V187H185ZM261 188V187H260ZM56 189V188H55ZM152 190H153V188H151ZM168 189H171V188H167V190L166 191H168ZM178 188H176V191H181L180 189H178ZM184 189V188H183ZM207 189V188H206ZM75 190V189H74ZM152 190H151V192H152ZM174 190V189H173ZM243 190V189H242ZM261 190H264V189H261ZM170 191V190H169ZM183 191V190H182ZM187 191V190H186ZM257 191H259V190H257L256 189V192ZM260 192V191H259ZM165 192H163V194H164ZM170 193V192H169ZM173 193V192H172ZM171 193V194H172ZM183 193V192H182ZM187 193H188V191H187ZM218 193V192H217ZM246 193V192H245ZM258 193V192H257ZM165 194H167V193H165ZM170 194V195H171ZM186 194V193H185ZM254 194V193H253ZM177 195V194H176ZM182 195V194H181ZM181 195H179V196H181ZM189 195V194H188ZM191 195V194H190ZM108 196V195H107ZM252 196V195H251ZM251 196H249V198L251 197ZM261 196V195H260ZM172 197V196H171ZM262 197H263V195H262ZM175 198V197H174ZM177 198V197H176ZM185 198V197H184ZM196 198V197H195ZM168 199V198H167ZM244 199V198H243ZM50 200V199H49ZM151 200H153V199H151ZM159 200V199H158ZM161 200V199H160ZM159 200V201H160ZM171 200H173V199H171ZM176 200V199H175ZM179 200H181V199H179ZM228 200V199H227ZM226 200V201H227ZM233 200V199H232ZM255 200H257V199H255ZM258 200H260V199H258ZM263 200V199H262ZM156 201V200H155ZM154 201V202H155ZM176 201H178V200H176ZM226 201H224L225 203H226ZM126 202V201H125ZM161 202H162V200H161ZM182 202V201H181ZM233 202V201H232ZM238 202V201H237ZM252 202H254V201H252ZM262 202V201H261ZM152 203V202H151ZM156 203V202H155ZM169 203V202H168ZM175 203V202H174ZM250 203V202H249ZM149 204V203H148ZM172 204V203H171ZM203 204V203H202ZM207 204V203H206ZM238 204V203H237ZM254 204V203H253ZM258 204H259V202H258ZM152 205V204H151ZM150 205V206H151ZM154 205V204H153ZM155 205H157V204H155ZM154 205V206H155ZM239 205H241V204H239ZM197 206V205H196ZM200 206H204V204L203 205H200ZM152 207V206H151ZM226 207V206H225ZM197 208H199V207H197ZM204 208V207H203ZM203 208H200V209H202L203 210ZM221 208V207H220ZM231 208V207H230ZM243 208V207H242ZM249 208V207H248ZM247 208V209H248ZM257 208V207H256ZM151 209V208H150ZM149 209V210H150ZM199 209V210H200ZM212 209V208H211ZM235 209V208H234ZM241 209V208H240ZM182 210V209H181ZM198 210V211H199ZM221 210V209H220ZM231 210V209H230ZM229 210V211H230ZM236 210V209H235ZM256 210V209H255ZM218 211V210H217ZM247 211V210H246ZM251 211H253V210H251ZM156 212V211H155ZM200 212V211H199ZM199 212H197V214H199ZM250 212V211H249ZM202 213V212H201ZM223 213V212H222ZM231 213V212H230ZM203 214V213H202ZM204 214H207V213H204ZM220 214V213H219ZM224 214V213H223ZM248 214V213H247ZM238 215V214H237ZM146 216V215H145ZM201 216V215H200ZM218 216V215H217ZM229 216V215H228ZM232 216H234V215H232ZM242 216V215H241ZM220 217L221 216H219V217H217L216 219H220ZM245 217H247V216H245ZM257 217V216H256ZM255 217V218H256ZM259 217V216H258ZM197 218V217H196ZM199 218H201V217H199ZM203 218V217H202ZM212 218V217H211ZM222 218V217H221ZM230 218V217H229ZM147 219V218H146ZM198 219V218H197ZM218 219V220H219ZM234 219V218H233ZM247 219V218H246ZM249 219V218H248ZM224 220H225V217H224ZM140 221V220H139ZM208 221V220H207ZM223 221V220H222ZM225 221H227V220H225ZM181 222V221H180ZM212 222V221H211ZM211 222H209V224L211 223ZM214 222V221H213ZM230 222V221H229ZM234 222H236V221H234ZM193 223V222H192ZM199 223V222H198ZM218 223V222H217ZM220 223V222H219ZM211 224H213V223H211ZM221 224V223H220ZM219 224V225H220ZM224 224V223H223ZM250 224V223H249ZM216 225V224H215ZM230 225V224H229ZM244 225V224H243ZM240 226V225H239ZM246 226V225H245ZM245 226H244V228H245ZM248 226V225H247ZM224 227V226H223ZM249 227H251V226H249ZM219 228V227H218ZM222 228V227H221ZM221 228H220V231H222L221 230ZM236 228V227H235ZM258 228V227H257ZM164 229V228H163ZM196 229V228H195ZM214 229H217V228H214ZM248 230V229H247ZM210 231L212 232V230H211V228H210ZM210 231H208V232H210ZM230 231V230H229ZM237 231V230H236ZM235 231V232H236ZM244 231V230H243ZM260 231V230H259ZM253 232V231H252ZM153 233V232H152ZM214 233H215V231H214ZM216 233H219V231H217ZM227 233V232H226ZM228 233H230V232H228ZM238 233V232H237ZM211 234H213V233H211ZM261 234H262V232H261ZM207 235V234H206ZM206 235H205V237H206ZM209 235V234H208ZM217 235V234H216ZM220 235V234H219ZM239 235V234H238ZM212 236H215V235H212ZM229 236V235H228ZM186 237H188V236H186ZM207 237H209V236H207ZM213 238V237H212ZM234 238V237H233ZM256 238V237H255ZM139 239V238H138ZM165 239V238H164ZM189 239H190V237H189ZM214 239V238H213ZM157 240V239H156ZM198 240V239H197ZM229 240V239H228ZM191 241V240H190ZM208 241V240H207ZM210 241V240H209ZM215 242H216V240H214ZM220 241V240H219ZM214 242V243H215ZM178 243V242H177ZM137 245V244H136ZM217 245V244H216ZM221 245H222V243H221ZM232 245V244H231ZM215 246V245H214ZM189 247V246H188ZM129 248V247H128ZM134 248V247H133ZM139 248V247H138ZM190 249V248H189ZM184 254V253H183ZM116 256V255H115ZM201 256V255H200ZM173 259V258H172ZM147 260V259H146ZM178 260V259H177ZM200 260V259H199ZM221 260V259H220ZM145 261V260H144ZM176 261V260H175ZM201 261V260H200ZM217 261V260H216ZM177 262V261H176ZM196 262V261H195ZM218 262V261H217ZM222 262V261H221ZM141 263V262H140Z\"/></svg>",
    "mask_w": 264,
    "mask_h": 264
}]
</instances>
